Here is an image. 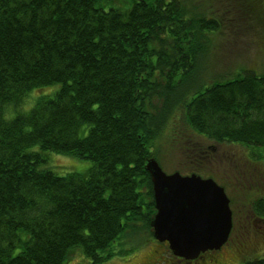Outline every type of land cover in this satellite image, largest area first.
Here are the masks:
<instances>
[{
  "label": "trees",
  "instance_id": "1",
  "mask_svg": "<svg viewBox=\"0 0 264 264\" xmlns=\"http://www.w3.org/2000/svg\"><path fill=\"white\" fill-rule=\"evenodd\" d=\"M219 26L180 0H0V264H65L74 250L104 264L138 222L151 230L144 166L170 118L190 156L204 142L264 156V72L195 86ZM47 152L91 164L57 175Z\"/></svg>",
  "mask_w": 264,
  "mask_h": 264
},
{
  "label": "rangeland",
  "instance_id": "2",
  "mask_svg": "<svg viewBox=\"0 0 264 264\" xmlns=\"http://www.w3.org/2000/svg\"><path fill=\"white\" fill-rule=\"evenodd\" d=\"M126 1V0H120ZM192 16L213 17L219 21V28L208 34L206 48L197 64L195 86H203L206 80H227L236 77L243 70L264 72V0H180ZM58 86H46L34 90L22 100L18 110L28 111L37 97L50 94ZM9 108L6 115L13 116ZM8 116V117H9ZM182 123L170 118L152 147V155L166 173L178 171L181 175L194 173L201 178H211L225 186L230 206L237 215V222L243 223V214L251 210L258 198H264V156L254 158L249 149L225 143V148L216 150V156H190L182 150L187 147V129L179 135ZM213 144V143H210ZM32 149H37L34 147ZM157 150V151H156ZM46 166L57 175L68 172L82 173L90 161L72 155L47 152ZM84 168V169H82ZM146 210V209H145ZM148 210V209H147ZM150 210V209H149ZM148 210V211H149ZM153 211V210H152ZM127 230V229H126ZM236 244L226 245L218 259L223 263L238 264L259 251L243 252L239 259L234 249ZM115 254L104 264H179L166 245L154 240L151 230L141 222L135 227V234L119 238L112 245ZM225 249V250H224ZM224 250V251H223ZM65 264H89L77 250L71 252Z\"/></svg>",
  "mask_w": 264,
  "mask_h": 264
},
{
  "label": "water",
  "instance_id": "3",
  "mask_svg": "<svg viewBox=\"0 0 264 264\" xmlns=\"http://www.w3.org/2000/svg\"><path fill=\"white\" fill-rule=\"evenodd\" d=\"M144 167L152 184L155 213L150 227L155 240L166 241L174 256L186 260L227 241L231 210L222 187L194 173L166 174L152 157Z\"/></svg>",
  "mask_w": 264,
  "mask_h": 264
},
{
  "label": "flooded vegetation",
  "instance_id": "4",
  "mask_svg": "<svg viewBox=\"0 0 264 264\" xmlns=\"http://www.w3.org/2000/svg\"><path fill=\"white\" fill-rule=\"evenodd\" d=\"M202 145L203 146L200 148L201 153L205 154L204 156L207 158L209 156L214 158L216 156V150L220 148L223 150L225 148L224 143L210 144L209 142H204ZM216 183L224 189V192L229 199V207L231 209V230L227 241L219 249L206 251L192 260H185L181 257L174 256L175 262L179 264H230L220 261L218 259V253H220L226 245L228 246L231 244L232 246L233 243L238 246L234 248L238 252L236 255L237 259L240 258L243 252L248 250L260 252L259 255L246 258L243 262L238 264L257 262L264 259V198L262 197L255 200L251 210L243 214V223H241L240 218L237 222V215L233 212V209L230 206V198L226 192L225 186L220 182ZM162 244L167 246L166 242H162Z\"/></svg>",
  "mask_w": 264,
  "mask_h": 264
}]
</instances>
